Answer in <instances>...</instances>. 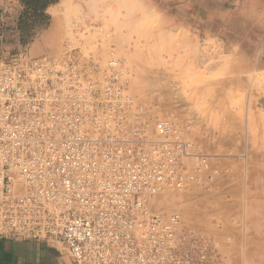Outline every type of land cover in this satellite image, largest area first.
<instances>
[{"label":"built area","instance_id":"2783aa9c","mask_svg":"<svg viewBox=\"0 0 264 264\" xmlns=\"http://www.w3.org/2000/svg\"><path fill=\"white\" fill-rule=\"evenodd\" d=\"M149 109L114 54L101 69L2 36L0 237L60 242L74 264H224L212 236L153 208L216 171L190 122Z\"/></svg>","mask_w":264,"mask_h":264},{"label":"rangeland","instance_id":"374dc122","mask_svg":"<svg viewBox=\"0 0 264 264\" xmlns=\"http://www.w3.org/2000/svg\"><path fill=\"white\" fill-rule=\"evenodd\" d=\"M203 1L59 0L25 53H72L101 69L112 54L122 59L130 92L155 117L190 122L216 171L209 187L166 200L182 211L194 204L213 231L191 229L182 213L167 217L164 201L153 208L182 230L212 236L224 264H256L264 261V253L249 255L251 235L264 234V0H217L213 9ZM22 9L0 0L2 36L13 45L21 44Z\"/></svg>","mask_w":264,"mask_h":264},{"label":"crops","instance_id":"0c3cea01","mask_svg":"<svg viewBox=\"0 0 264 264\" xmlns=\"http://www.w3.org/2000/svg\"><path fill=\"white\" fill-rule=\"evenodd\" d=\"M214 1L217 0H204L203 5L206 9H213V4L211 3ZM218 27L221 26H217L215 29L205 28V32L212 34ZM166 200H164L165 203ZM164 202H160V206H162ZM169 205H171V208H168ZM165 206L167 208V217H172L174 214L182 213L183 218L188 216L187 219L184 218V223L190 228L192 227L191 229H195L199 232L213 231L208 226L199 222L201 214L194 204L185 202L183 207L184 211H182V206L179 207V204H170L169 202L166 203ZM262 227L264 229V224ZM251 241H255V243L263 242L264 234L261 235L253 233V235H251ZM255 243L251 245L249 255L251 254L255 256L257 253H264V245L254 248V246L257 245ZM0 264H74V262L66 252L63 244L60 242L0 237ZM256 264H264V261L258 263L256 261Z\"/></svg>","mask_w":264,"mask_h":264},{"label":"trees","instance_id":"16d2710c","mask_svg":"<svg viewBox=\"0 0 264 264\" xmlns=\"http://www.w3.org/2000/svg\"><path fill=\"white\" fill-rule=\"evenodd\" d=\"M23 9L18 18V27L21 31L20 45L10 43L5 35L3 45L7 52L12 54L23 52L25 48L31 46L34 39L39 34V30L49 27L51 17L47 13L48 7L57 3L59 0H19ZM47 54L48 53H42ZM40 54V55H42ZM33 56V55H32Z\"/></svg>","mask_w":264,"mask_h":264},{"label":"bare ground","instance_id":"6f19581e","mask_svg":"<svg viewBox=\"0 0 264 264\" xmlns=\"http://www.w3.org/2000/svg\"><path fill=\"white\" fill-rule=\"evenodd\" d=\"M126 3H127V2H126ZM66 23H67V22H66ZM70 23H71V22H70ZM67 24H68V23H67ZM67 24L64 23L65 27L71 29V31H72V28H73L72 26H73V25H70V24L67 25ZM238 29H239V28H238ZM71 31H70V32H71ZM71 33H72V32H71ZM83 34H85V32H83ZM70 35H71V34H70ZM70 37H71V36H70ZM72 39H73V38H72ZM263 103H264V102H263ZM184 214H185V213H184Z\"/></svg>","mask_w":264,"mask_h":264},{"label":"water","instance_id":"95a60500","mask_svg":"<svg viewBox=\"0 0 264 264\" xmlns=\"http://www.w3.org/2000/svg\"><path fill=\"white\" fill-rule=\"evenodd\" d=\"M2 46L1 23H0V47Z\"/></svg>","mask_w":264,"mask_h":264}]
</instances>
